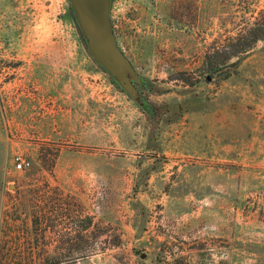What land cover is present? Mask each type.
<instances>
[{
  "label": "rangeland",
  "instance_id": "obj_1",
  "mask_svg": "<svg viewBox=\"0 0 264 264\" xmlns=\"http://www.w3.org/2000/svg\"><path fill=\"white\" fill-rule=\"evenodd\" d=\"M261 10L109 0L113 68L72 0H0V264H264V40L202 68Z\"/></svg>",
  "mask_w": 264,
  "mask_h": 264
},
{
  "label": "trees",
  "instance_id": "obj_2",
  "mask_svg": "<svg viewBox=\"0 0 264 264\" xmlns=\"http://www.w3.org/2000/svg\"><path fill=\"white\" fill-rule=\"evenodd\" d=\"M264 40V10H261L260 15L256 16L254 20L249 21L246 26L242 27L235 35L228 36L224 39L215 40L209 49L206 51L202 63V68L205 73H208L207 76H211V79L215 74H228L227 70L230 68L236 67L241 58L251 51L256 44ZM183 72L178 73L176 79H183L188 82L187 78H184ZM182 75V76H180ZM192 84V82H188ZM81 233L78 234L76 239L82 238ZM72 239V238H70ZM34 247L12 250L8 253L10 259H15L21 262H31L36 257ZM97 250H87L85 252L79 251L82 253L79 257H86L88 255L96 253ZM54 259L58 260L53 264H59L63 262V256L60 258V253L58 252ZM50 256H47L49 258ZM41 259V258H40Z\"/></svg>",
  "mask_w": 264,
  "mask_h": 264
},
{
  "label": "water",
  "instance_id": "obj_3",
  "mask_svg": "<svg viewBox=\"0 0 264 264\" xmlns=\"http://www.w3.org/2000/svg\"><path fill=\"white\" fill-rule=\"evenodd\" d=\"M91 49L113 68L125 65L114 44L113 26L109 16V0H72ZM211 80V76L207 77Z\"/></svg>",
  "mask_w": 264,
  "mask_h": 264
},
{
  "label": "built area",
  "instance_id": "obj_4",
  "mask_svg": "<svg viewBox=\"0 0 264 264\" xmlns=\"http://www.w3.org/2000/svg\"><path fill=\"white\" fill-rule=\"evenodd\" d=\"M31 164V161L29 158H27L23 153H16L15 159H14V168L16 170H24L28 168Z\"/></svg>",
  "mask_w": 264,
  "mask_h": 264
}]
</instances>
